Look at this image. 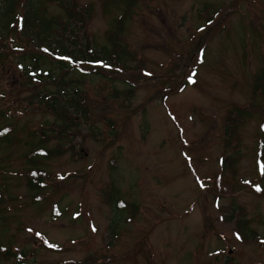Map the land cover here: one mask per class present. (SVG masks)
<instances>
[{"label": "rangeland", "instance_id": "374dc122", "mask_svg": "<svg viewBox=\"0 0 264 264\" xmlns=\"http://www.w3.org/2000/svg\"><path fill=\"white\" fill-rule=\"evenodd\" d=\"M77 4L93 8L86 35L104 41L119 6ZM126 21L132 71L75 75L100 128L115 124L108 144L84 126L61 142L49 136L56 154L38 158L48 173L40 197L27 185V147L0 145V264H264V99L251 97L264 67V0H137ZM9 35L0 42V128L17 121L39 137L51 115L24 99L53 87L21 78L17 64H30L13 51L20 36ZM193 68L195 84L181 90ZM233 107L256 115L238 125L227 153L240 154L223 171ZM112 178L127 203L118 222L106 201Z\"/></svg>", "mask_w": 264, "mask_h": 264}, {"label": "trees", "instance_id": "16d2710c", "mask_svg": "<svg viewBox=\"0 0 264 264\" xmlns=\"http://www.w3.org/2000/svg\"><path fill=\"white\" fill-rule=\"evenodd\" d=\"M48 3L54 4L57 14L49 13ZM136 3L137 0H111V5L119 6L121 15L108 29L104 41H101L86 35L87 20L93 12L91 5L85 6L83 10L78 6L77 0H23L21 3L18 0H0V42L9 34H18L20 39L13 47V51L24 52L20 60L30 64L27 66L17 64L18 71L20 69L23 73L21 78L29 82V85L35 86L38 83L53 87V90L33 89L32 96L24 99L27 104L36 105L39 110L51 115V120H46V124L43 125L45 129L39 137L36 132L27 130L17 121L13 126L0 128V145L23 142L27 147L24 158L28 167L24 172L29 177L27 185L35 192L34 196H41V191L45 187L44 181L48 178V173L40 169L38 158L40 155L48 157L56 154L54 148L50 149L45 145L49 136H55L61 142L67 138L64 132L69 135V128H74L73 133L84 126L89 137L103 135L101 141L105 144L109 142L105 138L113 139L112 134L116 132L114 122H106V127L111 129L109 132L105 133L106 129L100 128L97 124L98 118L90 110L83 97V91L77 86L80 81L75 77L89 74L102 76L107 70L121 72L124 75L132 71L127 65L129 50L124 42V27ZM31 49H38L45 55L40 57L37 54H30ZM2 55L3 51L0 50V59ZM49 56L53 59L44 58ZM189 71V75H196V68ZM186 85L187 82L181 85V88ZM251 97L253 101L258 97L264 99V67L253 77ZM255 105L251 103L252 108L259 110V106ZM5 115L6 111L0 108V118ZM255 115L251 109L237 107L228 112L224 121V146L228 155L220 160L223 171L225 168L230 169L236 163L234 156L240 154L239 150L227 153L228 148L238 147V125L247 119H253ZM234 140L236 142L232 145ZM116 160H118L116 157L110 160L111 173L117 169ZM258 165L261 175L264 176V148L263 154L258 158ZM106 196L107 205L115 208L117 213L113 221L118 222L122 218L123 210L127 208V203L118 193L113 178ZM132 207L136 209L135 205Z\"/></svg>", "mask_w": 264, "mask_h": 264}, {"label": "snow or ice", "instance_id": "6c2138e0", "mask_svg": "<svg viewBox=\"0 0 264 264\" xmlns=\"http://www.w3.org/2000/svg\"><path fill=\"white\" fill-rule=\"evenodd\" d=\"M259 190V189H258ZM93 230H95V229H93Z\"/></svg>", "mask_w": 264, "mask_h": 264}]
</instances>
